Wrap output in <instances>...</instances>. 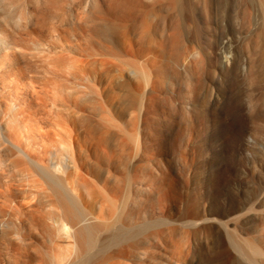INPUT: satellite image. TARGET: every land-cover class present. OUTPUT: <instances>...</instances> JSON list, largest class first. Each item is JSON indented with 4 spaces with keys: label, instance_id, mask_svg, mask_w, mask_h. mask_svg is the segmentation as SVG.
<instances>
[{
    "label": "rangeland",
    "instance_id": "obj_1",
    "mask_svg": "<svg viewBox=\"0 0 264 264\" xmlns=\"http://www.w3.org/2000/svg\"><path fill=\"white\" fill-rule=\"evenodd\" d=\"M111 1L0 0V138L44 163L53 151L70 161L81 197L85 181L109 193L112 176L126 186L140 176L128 216L171 223L149 229L156 251L103 261L111 248L88 264H251L229 234L255 242L264 264V5L162 0L147 12ZM17 154L0 139V264L76 261H55L50 209ZM196 216L213 221L191 228Z\"/></svg>",
    "mask_w": 264,
    "mask_h": 264
},
{
    "label": "bare ground",
    "instance_id": "obj_2",
    "mask_svg": "<svg viewBox=\"0 0 264 264\" xmlns=\"http://www.w3.org/2000/svg\"><path fill=\"white\" fill-rule=\"evenodd\" d=\"M185 1L186 0H169V3L171 5L177 7V8H180V6L183 3H185ZM111 2H113V0ZM114 2H116V4H114V5H116V7L118 6V8H119L117 10H120V9L125 10V8L123 9V8L119 7L120 5L122 7V5L125 4L128 7H131V5H134V8L136 7V5H137V7L138 6L139 7L147 6L146 11L148 12V8H149L148 6H150L151 8L152 7L156 8L158 6L157 4H160V2H163V1L162 0H114ZM249 2H250V0H249ZM247 3H248V1H247ZM259 3H260V5L261 4L264 5V0H259ZM112 4L110 3L109 5L111 6ZM247 5H249V3ZM182 6H181V9L183 8ZM184 6L186 7V5H184ZM132 8H133V6H132ZM142 10H144V9H142ZM157 10H158V8H157ZM121 12H123V11H121ZM121 12H120V14H123L125 11L123 13H121ZM150 12H151V10H150ZM152 12H151V14H152ZM154 12H156V11H154ZM94 31H95V33L97 32L96 27L94 28ZM99 31H101V30H99ZM175 39H176V40H174V41H176L175 44H178L177 37ZM177 47L178 46L175 45L176 50L178 49ZM109 54H112V53H109ZM11 117H12V115H11ZM13 119H14V117H13ZM13 119H11V120H13ZM13 124H15V123H13ZM9 128L12 131H14V129L12 127H9ZM2 138H3L4 143H5V141H9L11 145H13L15 148H17L18 153L22 154L24 157V158L19 157V154H17L18 155L17 156L18 157L17 158L18 163H17V159H12V161H13L12 164H14L15 160H16V165L17 164L19 165L20 163H22L19 160H21V158H22V161H23V159L26 158V161L28 160L29 163L32 165V168H33L32 170H34V171H32L31 173L34 174L33 172H35V175L33 176L30 173L32 175L31 178L33 177V179H34V180L31 179V180L33 182L36 181L34 183H35V185L38 186L37 188H39V191H38L39 194L38 195H41L42 200H43V197L46 198L45 203L49 207L48 208L46 206V208L48 210L50 209L46 213L48 216L45 215L44 219L47 218L48 220H50L51 224L49 226H51L52 228H55L54 232L52 230V233L50 230L48 231V240H49V243L51 244V246L53 248H55V250L58 252V254H55V258H54L56 262H63V263L67 262L69 259H71V256L73 254H75L77 259L76 258H74V259L76 261L71 260L72 262L69 264H88L95 259L97 260V256L99 258V255L101 253H103L104 251H107L111 248H114V250H115L114 252L112 251L113 255L109 256V254H108L109 257L103 258L104 259L103 261H106V260H109L110 258H115V257H126L127 258L128 256L137 257L139 259H149L148 257L150 256V253L154 252V250H155L154 248H153L154 250L153 249L151 250V248H150L151 245L154 244L152 242V240H150V238H152L154 235H153V233H151L152 236L150 235L151 231L149 229L153 228V229H151L153 232V230L155 231L156 227L158 228L161 225H162L161 227L164 228L165 227L164 225L169 224L170 221H167L169 219L164 220V219H166V218H164V219H161V220L159 219V220H155V221H152V220L151 221H149V220L143 221V220H141L143 222H137L136 221V223H133L134 220L130 219L133 217V216H130L131 211H132V210L130 211V209L132 208V206L135 204V201H136L135 197L131 194V191L134 190L137 192V191H139L138 188H140L141 190L145 189V187H142L139 184V182H140L139 177L140 176L138 177V175L136 173H131L130 175H128L130 183L127 186L122 182L123 180L120 179L121 177L119 178L117 176H112V181L114 180L116 182V183L114 182L115 183V189L112 188V189H114L113 192L109 191V193H106V191L105 192L103 191L104 187H103V189H102V187H100L98 189L96 188L97 189L96 190L95 187L91 186V185H94L93 183L91 184V183L85 181V182H83L84 186H86L88 188L91 187V189H89L90 190L89 192L86 191L87 197H81L80 194L76 193V189L74 188V185H72V183H74L76 180H74V182H71V176L73 175V174H71V170H72L71 165L72 164H70L71 163L70 161H67V162H69V163H67L66 162L67 159L65 157L64 158L66 160H64V164H62L63 160L61 161V160H59L60 158L58 159V157H57V156H59V154L53 153L54 152L53 151L50 154L51 157L49 155H47L50 158H48V160L44 163L42 158L30 157L29 153L25 152L16 142L12 141L9 137H3L2 136ZM2 138H0V139H2ZM59 146H60L59 148L62 150L71 149L70 142L60 143ZM12 156H13V154H12ZM14 158H16V155ZM99 159H100V157H99ZM23 163H26L25 160ZM2 168H1V164H0V172H2L1 171ZM128 169H130V168H128ZM104 170L105 169H102L103 172H104ZM100 171H101V168H99L98 170H94V171L92 170V175L98 179L99 176H101ZM105 171H107L106 174H108L109 177L112 175L109 170L106 169ZM132 172H134V171H132ZM30 174H28V175H30ZM126 174H127V172H126ZM35 176H38V177L35 179ZM73 179H72V181H73ZM127 179L128 178L125 179L126 180L125 183L128 182ZM7 181H9V180L7 179ZM7 181L5 179L4 184H6ZM9 182H7V183H9ZM10 183H9V186H10ZM138 185L140 187H138ZM5 186L10 188L8 185H5ZM33 186H34V184H33ZM88 188H86V190ZM125 189H127V190H125ZM26 190H27L26 192H28L29 188H27ZM30 190L28 193L32 192ZM107 190H110V189H107ZM7 191H9V189H7ZM24 193H25V189H24ZM39 199L37 201H39ZM41 199H40V201H41ZM38 207H37V209H38ZM37 209H33V210H37ZM128 211H130V212H128ZM34 213L36 214V211ZM128 213H130L129 216H128ZM43 214L44 213H43V209H42L41 216H43ZM189 217H185V221H186V218H189ZM196 217L193 219H190V220L187 219V220H189V222L186 221L187 223L190 224V226H192L191 228H195L196 226L198 227V225L201 226L204 222L213 221L212 219L207 218V217L206 218H203V217H197L196 218ZM134 218H136V217H134ZM180 219L182 220L183 217ZM180 219H179V221H181ZM175 223H177V222H175ZM169 225H171V223ZM190 226H188V227H190ZM172 227L175 228V226H172ZM172 227L170 226L171 229H173ZM160 228L157 229L158 230L157 232L161 231L159 236L162 233H165V231H166V230L162 231L163 229L161 228L162 229L161 230ZM168 229H169V227H168ZM197 229L196 230L191 229L193 235L196 232L199 233L198 232L199 230L197 231ZM101 230H104L108 233L107 235L105 234L106 238L103 242H99V241L100 240L102 241V239L104 237L102 239H99L97 237V235H98L97 233H99V231H101ZM146 230H147V232H149V236H151V237H148L147 234H146L147 236L145 235L144 232ZM104 231H103V233H104ZM192 233L189 235L192 236ZM196 234H195V238L193 237L194 240H196ZM140 235H143V236H141V237H143L142 239H139ZM144 236L148 237V239L147 238L144 239ZM161 237H163V236L162 235L160 236L159 242L162 239ZM229 237H230L229 243H230L231 248L235 252H237L239 256L246 258L251 264H258L256 259L262 255V251L256 245L255 242H253V241L241 242V241H239V239H237V237L234 234H229ZM156 238H157V236H156ZM152 239L155 240L154 238H152ZM63 242L66 243V245H64ZM98 242L101 243V245H98L99 247H97ZM159 242H157V243L160 245L162 242L161 243H159ZM155 244H156V240H155ZM19 246H21L23 249H25L23 247V245H18V247ZM162 247H164V246H162ZM95 262H97V261H95ZM123 263L127 264L126 262H123Z\"/></svg>",
    "mask_w": 264,
    "mask_h": 264
}]
</instances>
